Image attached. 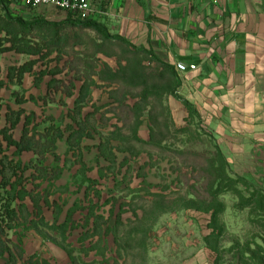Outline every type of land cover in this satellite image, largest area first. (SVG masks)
Returning a JSON list of instances; mask_svg holds the SVG:
<instances>
[{
  "label": "rangeland",
  "instance_id": "rangeland-1",
  "mask_svg": "<svg viewBox=\"0 0 264 264\" xmlns=\"http://www.w3.org/2000/svg\"><path fill=\"white\" fill-rule=\"evenodd\" d=\"M16 14L27 24L40 21L27 44L43 42L50 33L62 36L60 44L69 47L50 55L61 64L68 53L83 57L78 53L85 51L92 65L91 108L99 109L93 127H102L94 130V140H106L116 127L122 140L110 139L106 146L102 142L100 151L108 163L102 173L99 164L105 165V160L94 141H87L91 150L84 153L82 173L79 159L65 160L63 172L39 173L42 213L34 212L28 198L30 216L5 230L14 252L10 264H71L63 243L76 264H264L260 164L228 162L212 130L196 116L176 125L164 84L151 85L160 82L161 70L150 57L135 52L139 47L65 24L69 13L52 7L25 8ZM51 24L62 25L54 29ZM69 103L67 99L66 106L38 109L42 126L61 124ZM45 111L57 119L49 120ZM151 130L160 145L130 142L150 139ZM115 159L124 161L123 173L116 171ZM71 207L75 211L70 224L79 227L63 233L57 227ZM7 259L2 257L0 264Z\"/></svg>",
  "mask_w": 264,
  "mask_h": 264
},
{
  "label": "crops",
  "instance_id": "crops-1",
  "mask_svg": "<svg viewBox=\"0 0 264 264\" xmlns=\"http://www.w3.org/2000/svg\"><path fill=\"white\" fill-rule=\"evenodd\" d=\"M95 1L99 17L94 20L103 21L112 35L152 50L175 69L180 62L197 65L185 72L176 69L178 94L212 130L228 162L259 163L264 171V0ZM11 54L17 55L14 60ZM37 59L16 50L0 53V158L14 160L22 170L30 165L25 174L39 173L34 165L59 173L65 160L87 162V141L96 147L100 143L91 133L78 141L71 138L80 120L91 129L94 92L91 89V99L90 92L87 97L84 93L77 110L85 77L76 80L60 61ZM67 99L72 104L61 124L42 126L38 109L66 106ZM169 104L176 125L191 120L183 101L171 96ZM142 140L149 141V136ZM100 156L105 160V165L99 164L102 173L108 163L104 154Z\"/></svg>",
  "mask_w": 264,
  "mask_h": 264
},
{
  "label": "trees",
  "instance_id": "trees-1",
  "mask_svg": "<svg viewBox=\"0 0 264 264\" xmlns=\"http://www.w3.org/2000/svg\"><path fill=\"white\" fill-rule=\"evenodd\" d=\"M2 12V13H1ZM28 21L23 20V17L19 16L18 14H15L3 0H0V33H2L3 36H0V53H3L5 51L10 50H16L18 52H25L32 55H37V60H42L45 62H50L52 60L60 61V58H53L50 55H52L54 52L61 51L62 49L65 50L66 47H69L67 44H60V40L62 39V36L57 33H50L49 38L43 37V42L37 41V42H30V44H27V40H31L30 35H32V28L35 24H40L39 22L27 24ZM65 24L71 25L72 27H76L78 29L82 28L84 30H93L97 32L104 40H109L113 42L120 43L122 45L131 47V43L124 39L123 37L112 35L108 28L102 24L101 22L97 20H84L78 17H74L71 13H69L68 20L65 21ZM42 25H46L45 23ZM52 25V24H51ZM62 25V24H61ZM61 25H52L55 29L56 26L60 27ZM46 38H48L46 40ZM51 40V42H49ZM6 44V45H5ZM10 44V45H7ZM75 42H73L71 45L73 46ZM70 45V46H71ZM136 53L145 54L148 57L151 58V60L157 64V67L159 68L160 74L158 80L160 82L152 81L154 82L151 84L153 87H158L157 85L164 84V96H173L178 100L183 101L189 112L191 113V116H195L194 109L190 105V103L187 100H184L179 94H178V88L180 87L181 81L179 78V75L175 69L174 66L167 64L163 62L159 57H157L152 50H147L145 48H137L135 50ZM79 56L83 57H75L76 54H67L68 58L65 59V67H69V71H73V78L76 80H83L85 77V82L81 87V97H79L76 101V108L78 110L79 103L83 102L84 93L86 94V97L88 96L90 92V99L92 98L91 94V77H92V65H91V59L90 57H86L85 51L78 53ZM60 55V54H59ZM36 61V60H35ZM33 62L26 65L31 66ZM155 78V77H154ZM153 78V79H154ZM107 79V77H105ZM114 80V79H113ZM116 80V79H115ZM61 84H63L61 82ZM63 90H66L64 87ZM85 90V91H84ZM68 91V90H67ZM65 91V92H67ZM99 109L95 108L91 111L92 115V121L93 123L99 122L97 121L96 114H98ZM80 112V111H78ZM79 114V113H78ZM88 123V122H87ZM81 124V126H80ZM14 125V123H13ZM80 129H74L73 137L71 138L81 139L85 134L92 135V137L95 139L94 130H97V127L91 126V129L88 127V125H83V121L80 120L79 124ZM169 125H170V118H169ZM173 125V123H171ZM73 129V126H71ZM119 127H116L114 131H111L109 135L111 137H107L106 140L104 137L100 136V143L97 144L98 149L100 150L102 147V142L106 146V142L110 139L118 140L121 143V137H120V129ZM184 127L182 129H177L179 132H183ZM89 130V131H88ZM90 130H92L90 132ZM5 137L8 139H11L10 136L5 134ZM72 140V139H71ZM112 141V140H111ZM110 141V143H111ZM117 142V141H112ZM130 142H133L135 144H140L146 147L149 146H155L160 145V142H157L155 139V134L151 130V138L149 141H143L142 139L134 138L131 139ZM162 142V141H161ZM78 143V142H77ZM103 144V145H104ZM118 144H115L114 148H117ZM104 146V147H105ZM118 149V148H117ZM1 152V151H0ZM101 152V151H100ZM124 160V159H122ZM121 160V161H122ZM81 165V173L86 168V163H84L82 160L79 161ZM124 161L117 163L115 159V164L117 165V172H122L123 163ZM35 168L39 173H48V169L45 166H39L34 165ZM30 165H26L25 168L21 169V164L16 163L14 160L7 161L5 158H0V259L2 257L8 256L7 261L4 262V264H10L11 260L14 259V252L12 251V247L8 244V240L5 238L4 235H7L5 230L13 228L15 225H17L18 221L22 220V218H28L31 214L29 211V203L27 201L28 198L33 201L32 207L34 212L38 215L40 212L42 213L41 208V198L40 192H43L40 188L41 185L37 183V180H39L41 177L39 173H29L25 174L24 171L26 169H29ZM83 168V169H82ZM107 169V166L105 167ZM88 170V169H87ZM86 170V171H87ZM21 171V172H20ZM85 171V170H84ZM85 176L87 173H83ZM88 181L91 183L94 182L95 179H92L91 177H86ZM31 185V187H30ZM73 207L68 209L67 215L65 220L58 225V229H63V233L66 231H73L76 228L79 227V225H71V220L73 217L74 209ZM92 208V207H90ZM89 209V213H87V218H93V212ZM33 213V214H35ZM60 213V212H59ZM31 223V222H30ZM75 224V222H74ZM87 226V224H86ZM63 249L67 251L71 264H76L77 261L74 259V254L71 252L69 247L63 243Z\"/></svg>",
  "mask_w": 264,
  "mask_h": 264
},
{
  "label": "built area",
  "instance_id": "built-area-1",
  "mask_svg": "<svg viewBox=\"0 0 264 264\" xmlns=\"http://www.w3.org/2000/svg\"><path fill=\"white\" fill-rule=\"evenodd\" d=\"M15 13L20 9L38 8L41 6L52 7L54 9L71 13L73 16L84 19H96L99 17V11L96 8L95 0H3ZM197 65H187L178 63L176 69L179 72H185L189 69L195 70Z\"/></svg>",
  "mask_w": 264,
  "mask_h": 264
}]
</instances>
